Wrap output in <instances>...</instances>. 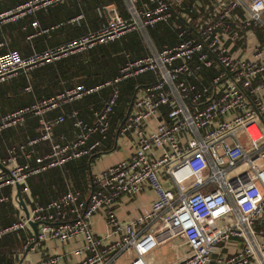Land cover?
<instances>
[{
	"label": "built area",
	"instance_id": "obj_1",
	"mask_svg": "<svg viewBox=\"0 0 264 264\" xmlns=\"http://www.w3.org/2000/svg\"><path fill=\"white\" fill-rule=\"evenodd\" d=\"M66 1H28L0 13V26ZM125 1L129 19L112 8L105 26L57 48L29 57L12 49L0 54L3 83L20 71L29 74L134 31L149 50L147 56L126 62L118 77L99 87L76 86L1 118L0 132L22 125L32 114L41 132L10 148L2 162L8 173H0V188L19 185L29 215L23 213L0 230V239L23 233L20 252L29 254L51 241L63 245L82 236V247L74 251L81 257L78 264H118L124 256L131 257L126 264H156V253L178 239L187 252L168 264H264V243L259 241L264 233L256 229L260 218L264 222V45L256 41L255 31L264 27V0H229L209 16L196 14L194 6L185 12V0H148L141 8L136 0ZM81 20L83 16L70 22ZM160 23H171L178 44L156 48L148 31ZM32 27L36 32L29 39L51 30L42 29L37 21ZM146 73L154 82L137 89L130 114L117 130L119 138H133L132 155L91 175L87 194L69 186L59 198L35 204L29 178L101 151L110 138L120 83ZM105 88L111 92L101 109H91V122L76 110L47 117ZM68 120L73 124L72 138H57L55 128ZM42 143L48 144L47 150L35 151ZM145 188L155 193L150 208L121 222L115 213L117 200L137 196ZM101 211L108 226L104 236L92 229V219ZM31 223L38 225L35 234L29 230ZM234 237L243 246L222 255ZM58 257L43 264H57Z\"/></svg>",
	"mask_w": 264,
	"mask_h": 264
},
{
	"label": "trees",
	"instance_id": "obj_2",
	"mask_svg": "<svg viewBox=\"0 0 264 264\" xmlns=\"http://www.w3.org/2000/svg\"><path fill=\"white\" fill-rule=\"evenodd\" d=\"M28 1L31 0H0V13ZM136 1L137 7L141 8L142 4L148 0ZM113 6L121 16L126 19L130 18L125 0H67L64 3L40 10L33 16L2 25L0 26V42H5L7 46L0 49V53L14 49L19 51L22 56L29 57L34 50L42 52L57 48L70 38L105 26L107 18L103 14L104 8ZM78 16H83V20L76 23L70 22ZM35 21L42 29L51 28L50 33L29 39L36 32L32 27ZM257 32H261V30H257ZM148 33L158 50L173 47L180 41L171 23L157 24L154 28L149 29ZM148 54L149 50L142 36L139 32L134 31L108 44L64 56L32 70L27 75L20 71L16 77L0 84V119L9 113L29 107L38 100L56 96L76 86H84L86 89L99 87L118 77L120 69L126 62L141 59ZM154 80L151 73H146L120 83L118 106L113 113L112 129L105 151L113 148L119 123L125 118L137 88L147 86ZM28 87H31V92L26 91ZM110 92V88L102 89L82 100L73 102L69 108L78 110L84 120H90L91 109H101ZM57 111L53 112L54 116L58 113ZM53 115H49V117H54ZM72 129V122L67 121L55 128V136L59 137L63 133L71 132ZM40 132L38 118L32 114L26 116L23 125L2 130L0 132V158H7L8 150L12 146L24 143L28 137L39 136ZM47 148L48 144L42 143L35 148V151H44ZM89 159L82 158L72 161L63 168L51 169L29 178L28 184L34 203L42 205L57 199L67 191L69 186L87 194L90 181ZM21 161L25 160L22 158ZM31 164L35 165L34 161ZM9 188L7 186L0 191V194L8 195ZM14 214L15 210L10 204L0 203V227L11 225L14 221ZM18 246L19 242L14 233L3 236L0 239V264L8 263L7 255ZM3 249L9 252H4Z\"/></svg>",
	"mask_w": 264,
	"mask_h": 264
},
{
	"label": "crops",
	"instance_id": "obj_3",
	"mask_svg": "<svg viewBox=\"0 0 264 264\" xmlns=\"http://www.w3.org/2000/svg\"><path fill=\"white\" fill-rule=\"evenodd\" d=\"M227 2H229V0H185V3H183L182 8L185 12H187V11H189V9L192 6H194V8L197 9L195 12L196 14L209 16L214 10L222 8L224 6V4ZM196 4H197V6H196ZM112 8H116V7L113 6V7H109V8H104L103 14L107 18V22H108V13H109L108 11ZM263 21H264V18H263ZM257 30H261V32H257ZM255 31H256V41L259 44L264 45V27L258 28ZM77 37H79V36H77ZM73 38H76V37H73ZM73 38H70V39H73ZM70 39H68V40H70ZM0 43H5V42H0ZM6 46H7V44L5 43V47ZM0 49H3V48H0ZM6 51H8V50H6ZM6 51H3L2 53L6 52ZM34 52H38V51L34 50ZM25 74L27 75L28 73H25ZM16 76H14V77H16ZM12 78H10V79H12ZM10 79H8V80H10ZM205 83L208 84V79H206ZM140 88H143V87H140ZM26 90H27V88H26ZM136 91H135V94H136ZM131 103H130V105H131ZM71 105H72V103L63 107L62 109L58 110L57 111L58 113L56 114V116L63 114V113L69 114L72 111H74L75 109L70 110L69 107ZM130 105H129V107H130ZM129 107H128V109H129ZM76 111H78V110H76ZM127 112H128V110H127ZM49 115H53V113L48 114L47 117L49 119L56 117L54 115H53L54 117H52V116L49 117ZM89 118H90V120H87V121L91 122L93 120L91 114L89 115ZM263 119H264V113H263ZM68 121H70V120H68ZM72 126H73V124H72ZM72 135H73V129L71 132L68 131L67 133L61 134V136H65L68 140H70L72 138ZM117 135H118V131H117L116 136H115L113 148L115 147V141H116ZM56 137L60 138V136L59 137L56 136ZM28 139H30V138L28 137ZM132 140H133L132 137H127V138L120 137L118 139V145H117L115 151H113L112 153L107 154V155L95 157L93 159V162H92L91 174L88 170L89 178L91 175L102 172V171L106 170L107 168H109L110 166L115 165L122 160L128 159L133 153V149H131L132 144H133ZM106 146L107 145L105 144L103 149L101 151H99L98 153H96L95 155L102 153V152H110L113 149L112 148L110 150L105 151ZM95 155H93V156H95ZM89 158H91V157H89ZM5 159L6 158H0V163L2 164V162ZM240 169H242V168H240ZM0 173H6V172H4L2 169H0ZM8 187H10L8 195L3 194V193L0 194V200L3 197L8 198V200L5 201V203L10 204L14 208L15 214H14L13 223H15L19 219V217L23 213L26 214V212H25L23 206L20 204V200L18 198L17 186H8ZM5 188H7V186L0 188V191L5 189ZM22 196H23V200L25 202L26 208H27V210H29V208L27 207V201H26L27 197L25 195H23V193H22ZM154 199H155V193L150 188H145V190L141 194L134 196V197H129V196L124 195L117 200V203L115 205V213L121 222H129V221L137 218L141 214H143L146 210H148L151 206V203L154 201ZM0 203H3V202L0 201ZM11 225H9V226H11ZM9 226H7V227H9ZM7 227H0V230H3L4 228H7ZM92 229H93L94 233H96L99 236H104L108 232L107 220H106L104 212H102V211L98 212L93 217ZM256 229L258 231H263V233H264V222L262 221V218H260L256 222ZM29 230L35 234V231H34L32 226H30ZM14 235H15L16 240L19 242L20 247L19 246L16 247V249H13L11 251V253H9V254L7 253L8 254L7 260H9V261L6 264H20L21 261L26 256V253L20 252L22 250L23 242L25 240V235L21 232H16V233H14ZM259 241L261 243H264V236L260 237ZM82 245H83V237L82 236H79L76 239H74L73 241H70V242L63 244V245L59 244L56 241H51V242L45 244L43 247L37 249L36 251L27 254V256L23 260L22 264H43L44 261L48 260L52 256H59L58 257L59 260H58L57 264H78L81 260V257L76 256L74 254V251L76 249H79L80 247H82ZM242 246H243V241L239 238L234 237L221 250L222 255H224V256L232 255V254L236 253L237 251H239ZM3 251L9 252L8 250L5 251L4 249H3ZM185 252H187V249L184 245V242L181 239L180 240L178 239L175 242L168 244L165 247H162L156 253L155 259H157V260L155 263L156 264L172 263L181 254H183ZM130 258L131 257H129V256H126V257L124 256L119 261L118 264H126V262Z\"/></svg>",
	"mask_w": 264,
	"mask_h": 264
},
{
	"label": "water",
	"instance_id": "obj_4",
	"mask_svg": "<svg viewBox=\"0 0 264 264\" xmlns=\"http://www.w3.org/2000/svg\"><path fill=\"white\" fill-rule=\"evenodd\" d=\"M130 111H131V106H130L129 109H128V112H127V114H126V118L129 116ZM126 118H125V119H126ZM118 139H119V137H118V135H117V138H116V141H115V147H114L110 152H102V153H99V154H97V155H95V156H93V157H91V158L89 159L88 169H89L90 174H91V168H92V162H93V159H94L95 157H97V156L107 155V154H110V153H112L113 151H115V150H116V147H117V145H118ZM0 169H2L4 172L8 173V169L5 168L1 163H0ZM17 191H18V198H19V200H20V204L23 206V208H24V210H25V212H26V214H27V216H28L29 213H28V210H27V208H26L25 202H24V200H23V196H22V193H21V187H20L19 185H17ZM31 226L33 227L35 233H37V227H38V225H37L36 223H31ZM26 256H27V254H26ZM26 256L24 257V259L26 258ZM24 259H23V260H24ZM23 260L21 261L20 264L23 263Z\"/></svg>",
	"mask_w": 264,
	"mask_h": 264
},
{
	"label": "rangeland",
	"instance_id": "obj_5",
	"mask_svg": "<svg viewBox=\"0 0 264 264\" xmlns=\"http://www.w3.org/2000/svg\"><path fill=\"white\" fill-rule=\"evenodd\" d=\"M197 2V1H196ZM190 5V4H189ZM196 6H197V4H196ZM264 18V17H263ZM20 247V246H19Z\"/></svg>",
	"mask_w": 264,
	"mask_h": 264
}]
</instances>
